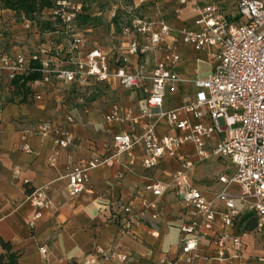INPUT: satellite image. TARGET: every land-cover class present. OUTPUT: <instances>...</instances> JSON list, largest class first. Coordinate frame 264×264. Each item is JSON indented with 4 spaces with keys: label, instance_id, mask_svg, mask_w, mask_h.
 I'll use <instances>...</instances> for the list:
<instances>
[{
    "label": "built area",
    "instance_id": "obj_1",
    "mask_svg": "<svg viewBox=\"0 0 264 264\" xmlns=\"http://www.w3.org/2000/svg\"><path fill=\"white\" fill-rule=\"evenodd\" d=\"M203 0H178L175 13L189 7L197 18L199 30H179L182 45L194 52H208L214 59L210 75L191 82L193 100L171 110H163L166 96L184 82L175 73L181 60L179 46L168 42L171 30L159 17L140 18L130 15L120 25V35L107 47L89 46L87 36L77 25L82 6L77 0H56L44 10L47 47L27 58L22 52L6 53L0 49V73L9 82L26 78L31 71L39 78L24 81L34 101L58 91L61 104L80 108L86 113L101 87H117L140 92L143 108L137 111L112 104L103 117L106 125L127 126L126 132L112 135L111 145L105 146L106 156H95L67 168V192L70 197L82 193L92 170L112 167L118 157L128 153L133 145V133L139 127L136 142L143 148L140 166L152 170L164 158H177L179 150L190 145L198 162L213 157L229 162L235 168L230 177L220 176L221 190L207 199L194 188L188 172L194 166L191 160H182L166 184L149 182L144 191L158 199L172 191L176 199L190 209V218L180 227V243L175 261L164 258L159 264H195L202 241H211L215 259L245 264L240 236L230 231L243 214L255 219V230L264 233V0H236V16L228 19L214 3L201 5ZM32 22L22 19L28 29ZM56 36V38H54ZM61 37V43L55 41ZM3 33L0 31V42ZM29 63L38 68L30 69ZM79 119L66 115L65 125L44 122L36 134L50 137L54 149H68L73 136L68 126ZM163 124L176 134H159ZM221 138L208 150L214 138ZM25 142V136L22 137ZM23 151L29 152L24 143ZM56 160L49 159L54 165ZM14 173H18L15 168ZM123 174L120 172L118 178ZM237 193L231 192V187ZM25 201L37 212L51 207L43 188L29 190ZM154 202L140 199L138 207L123 209L124 219L120 233L125 234L138 225ZM125 262L117 253L106 254L96 247L88 257Z\"/></svg>",
    "mask_w": 264,
    "mask_h": 264
},
{
    "label": "crops",
    "instance_id": "obj_2",
    "mask_svg": "<svg viewBox=\"0 0 264 264\" xmlns=\"http://www.w3.org/2000/svg\"><path fill=\"white\" fill-rule=\"evenodd\" d=\"M82 15L77 25L87 36L89 46L107 47L120 35L123 19L130 15L140 18H161L171 30L168 42L179 46L181 60L175 73L184 82L166 96L163 110H171L193 100L191 82L207 78L212 72L214 59L208 52L196 53L182 45L179 30H199L197 18L189 7L175 13L178 0H77ZM214 2L228 19L235 13L236 0H203L201 5ZM45 10V9H44ZM44 10L28 29L22 25V14L4 8L0 3V31L3 38L0 49L6 53L22 52L27 58L47 47L46 29H43ZM30 21V20H29ZM56 38V36H54ZM57 44L61 37H57ZM37 63H29L36 69ZM200 66L204 72L199 73ZM39 67V66H38ZM35 73L31 71L30 74ZM29 74V75H30ZM202 76V77H201ZM201 77V78H200ZM26 78L9 82L0 73V240L9 243L16 264H159L161 259L175 261L180 243V227L189 221L190 209L179 202L172 191L154 199L145 193L149 182L166 184L170 175L180 168L182 160L194 163L188 172L190 184L211 199L222 184L220 176L230 177L235 168L229 162L209 158L198 162L190 145L183 146L177 158H164L159 166L144 170L142 145L137 141L139 127L133 133L132 149L116 160L112 167H98L91 171L85 190L70 197L67 192V168L87 162L95 156H106L105 146L111 145L112 135L126 132L127 126L106 125L103 117L112 104L137 111L143 108L140 92L125 91L116 85L101 87L93 98L90 109L61 104L59 92L34 101L24 87ZM66 115L79 119L68 126L73 145L68 149H54L50 137L35 132L40 124L52 122L65 125ZM159 134H176L161 124ZM25 136V142L22 137ZM214 136L208 150L219 141ZM29 152L23 151V144ZM56 160L54 165L49 159ZM214 162V163H213ZM15 168L18 173H14ZM123 174L121 179L119 173ZM43 188L51 207L41 212V218L30 226L37 209L25 201L29 190ZM237 193L236 187H231ZM154 202L140 223L128 233L121 234L123 209L138 207L140 199ZM249 214H243L235 223L231 234L240 236L243 262L264 264V233L250 230ZM252 218V217H251ZM98 247L106 254L117 253L125 262L101 257H88ZM4 253L0 246V254ZM7 262V261H6ZM172 264H180L173 262ZM195 264H238L237 261L215 259L211 241H202Z\"/></svg>",
    "mask_w": 264,
    "mask_h": 264
},
{
    "label": "trees",
    "instance_id": "obj_3",
    "mask_svg": "<svg viewBox=\"0 0 264 264\" xmlns=\"http://www.w3.org/2000/svg\"><path fill=\"white\" fill-rule=\"evenodd\" d=\"M55 1L56 0H0V3L3 4L4 8L22 14L27 20L34 21L42 10L51 8ZM42 27L43 29H49L50 26L48 23H44ZM36 68H38V65ZM37 78H39V74L35 72L26 77V80H34ZM249 219L251 223L249 229L253 230L255 228V219L251 217H249ZM0 246L4 251V253L0 254V264H16V257L11 253L12 249L10 244L0 240Z\"/></svg>",
    "mask_w": 264,
    "mask_h": 264
},
{
    "label": "rangeland",
    "instance_id": "obj_4",
    "mask_svg": "<svg viewBox=\"0 0 264 264\" xmlns=\"http://www.w3.org/2000/svg\"><path fill=\"white\" fill-rule=\"evenodd\" d=\"M236 16V12L234 13V17ZM204 72V67L203 66H200L199 68V73L202 74ZM202 77V76H201ZM200 77V78H201ZM205 79V78H204ZM214 163V162H213Z\"/></svg>",
    "mask_w": 264,
    "mask_h": 264
}]
</instances>
